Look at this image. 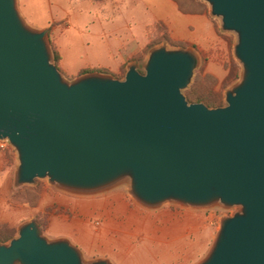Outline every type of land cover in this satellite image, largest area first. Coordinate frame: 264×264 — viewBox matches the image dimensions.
Returning <instances> with one entry per match:
<instances>
[{
    "label": "water",
    "instance_id": "obj_1",
    "mask_svg": "<svg viewBox=\"0 0 264 264\" xmlns=\"http://www.w3.org/2000/svg\"><path fill=\"white\" fill-rule=\"evenodd\" d=\"M199 1L236 37L242 67L218 108L188 101L200 57L168 44L129 65L123 80L94 72L70 82L50 30L31 28L18 0H0V139L18 155V187L48 180L91 196L128 185L152 210L238 208L200 264H264V0ZM0 264L112 263L86 262L33 219L0 242Z\"/></svg>",
    "mask_w": 264,
    "mask_h": 264
},
{
    "label": "rangeland",
    "instance_id": "obj_2",
    "mask_svg": "<svg viewBox=\"0 0 264 264\" xmlns=\"http://www.w3.org/2000/svg\"><path fill=\"white\" fill-rule=\"evenodd\" d=\"M121 1L122 0H18V9L31 28L40 31L45 29L50 30V43L55 60L51 30L53 26L58 24L55 22L56 20H60L61 17L65 16L75 17L76 15L85 14V20L82 22L85 24L86 21L95 20L93 10L97 12L96 15L99 14V16H101V19L106 16H116L117 12L115 7L117 3ZM199 3H202L203 7L205 6L204 8L210 13L208 4L202 1H199ZM214 21L218 28L221 44L216 45L210 51H201L190 44L174 40L164 27L165 31L161 28L159 36L152 37L145 52H143L144 50H138L132 54L130 61L123 66L121 74L117 75L118 77L115 76V78L123 80L127 73L128 66L133 63H138L140 66L144 65L151 50L168 43L164 42L153 48L149 47L155 44V42H160L161 39L159 38L163 35H168L174 42L181 44V46L178 47L168 44L171 49H191L199 55L200 66L196 71L193 84L196 80L200 81L203 89L222 96L224 104L226 105L225 94L241 80L242 67L234 55L236 37L232 34L223 33L221 31L220 21L217 19H214ZM74 26L75 28L73 31L78 30L79 27L76 22H74ZM94 52L95 53L92 52L91 54L92 57H96L103 62H108L109 52L107 54L103 52L100 53L97 50ZM94 71L96 73H101L106 70L95 69ZM82 73L81 76H83ZM236 73L238 74L237 79H235ZM62 74L65 79L70 82L77 79L63 71ZM186 92L187 91H185V95ZM18 166V155L12 147L4 152H0V231L9 229L8 231L15 233V237H17L20 226L33 219H37L47 237L48 219L53 215L60 214L67 219L81 217L78 211L71 212L69 210L65 211L64 209L58 210L57 208H53L50 211L47 210L44 215L40 213L36 218L29 219L25 206H30L32 208L38 207L45 192L54 191L58 193L59 191H66L52 186L48 180H38L33 186H16ZM122 186L125 192L121 195H116L108 201L110 204H114L113 209L107 207L105 198L108 197L106 195L113 193L111 191H114V189L90 196L93 197L90 199H100L98 206H95L98 212L91 216L88 221L92 231L97 233L101 238L107 222H114L116 227L126 225L128 224V217L136 214L144 217L139 225L142 228L145 227L141 233L148 232L149 234L164 235L160 239L152 240L148 235L143 236L144 233L140 234V238L132 241L133 248L130 254L126 255V258L122 260V264H200L207 258L215 243L221 229L222 219L225 217H233L238 211V208L227 210L223 207L193 210L178 204H167L157 210H150L143 207L130 195L128 185ZM79 196L82 197L84 195ZM102 198L104 200H102ZM34 202L36 206L32 205ZM15 220H17V226L11 224ZM122 231L126 232L125 229L115 230L113 228L110 234L119 237L122 236ZM47 238L51 240L49 237ZM103 247L104 249L114 248V246L109 243L105 244ZM115 250H117V248ZM83 255L86 262L105 259L100 258V253H94L93 255L83 253Z\"/></svg>",
    "mask_w": 264,
    "mask_h": 264
},
{
    "label": "crops",
    "instance_id": "obj_3",
    "mask_svg": "<svg viewBox=\"0 0 264 264\" xmlns=\"http://www.w3.org/2000/svg\"><path fill=\"white\" fill-rule=\"evenodd\" d=\"M115 8L116 16H106L102 19L93 10L95 20L86 21L85 24L82 23L85 14L75 17L65 16L55 21L58 24L51 30V39L62 58L59 66L61 71L76 78L80 77L83 71L95 69L107 70L112 76L120 75L132 54L138 50H145L152 37L158 36L162 28L160 25L166 28L174 40L190 44L201 51L208 52L221 44L217 25L207 11L200 14H184L174 0H122ZM74 22L79 27L76 31H73ZM95 50L106 54L109 52L108 62L92 57L91 54L95 53ZM123 188L119 186L111 191L114 194L106 195L108 208L113 209L114 204L108 201L116 195L123 194L125 192ZM90 198L93 197L50 191L44 193L38 207H25L29 219L36 218L40 213L44 215L47 210L53 208L78 211L82 218L67 219L60 214L50 217L47 223V237L51 240L67 239L82 253L91 255L100 253V258H105L112 264H122V260L133 248L132 241L140 238L139 235L144 233L141 231L145 227L139 226L144 217L130 215L128 224L117 227L114 222H107L103 234L101 233L103 236L100 238L92 231L88 222L90 217L98 212L95 206H98L100 199ZM11 224L17 226V220ZM113 228L125 229L126 232L122 231V236L115 237L110 234ZM145 235L152 240L164 236L148 232L143 236ZM108 243L114 248L104 249L103 246Z\"/></svg>",
    "mask_w": 264,
    "mask_h": 264
},
{
    "label": "trees",
    "instance_id": "obj_4",
    "mask_svg": "<svg viewBox=\"0 0 264 264\" xmlns=\"http://www.w3.org/2000/svg\"><path fill=\"white\" fill-rule=\"evenodd\" d=\"M175 1L178 3L180 11L184 14H200V13H204L205 11H207L204 8L205 6L203 7V4L199 3V1H196V0H175ZM160 26L163 28L162 30L165 31L164 27L162 25H160ZM158 36H159V34H158ZM159 39H161L160 42H155V44H152L149 48H153V47H155L159 44H162L164 42H167L169 45L174 46V47L181 46V44L174 42L171 39V37L168 35H163ZM159 39H157V40H159ZM52 45L54 47L55 61L59 67L62 58H61L60 54L58 53V51L56 50L54 43ZM145 50L143 52H145ZM122 71H123V69H122ZM92 72H95V71L86 70L82 73V75L89 74ZM101 73L102 74H110L107 70L105 72L102 71ZM237 75L238 74L236 73L235 79H237ZM116 77H118V76H116ZM186 96H187L188 101L190 103H205L210 108H218V107H222L225 105L222 96H220L219 94H215L213 92H210V91L203 89L202 85L200 84V81H198V80H196L195 83L193 84V86L191 87V89L186 92ZM32 205L36 206V203L34 202V203H32ZM8 230L0 231V242L3 244L9 243L16 235L15 233L10 232Z\"/></svg>",
    "mask_w": 264,
    "mask_h": 264
},
{
    "label": "built area",
    "instance_id": "obj_5",
    "mask_svg": "<svg viewBox=\"0 0 264 264\" xmlns=\"http://www.w3.org/2000/svg\"><path fill=\"white\" fill-rule=\"evenodd\" d=\"M11 147L8 140H1L0 139V152H4Z\"/></svg>",
    "mask_w": 264,
    "mask_h": 264
}]
</instances>
